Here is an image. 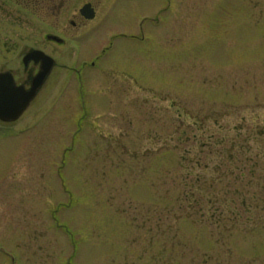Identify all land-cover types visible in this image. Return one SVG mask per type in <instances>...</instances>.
I'll return each instance as SVG.
<instances>
[{
	"label": "rangeland",
	"instance_id": "1",
	"mask_svg": "<svg viewBox=\"0 0 264 264\" xmlns=\"http://www.w3.org/2000/svg\"><path fill=\"white\" fill-rule=\"evenodd\" d=\"M40 17L0 0V71L57 63L0 122L17 264H264V0H120L63 46Z\"/></svg>",
	"mask_w": 264,
	"mask_h": 264
},
{
	"label": "flooded vegetation",
	"instance_id": "2",
	"mask_svg": "<svg viewBox=\"0 0 264 264\" xmlns=\"http://www.w3.org/2000/svg\"><path fill=\"white\" fill-rule=\"evenodd\" d=\"M17 6L30 10L35 16L39 15L40 18L49 21V25L54 28V32L51 34L60 35L63 38L66 37H79L82 34H88L92 36L93 33L100 31V28L105 29L103 23L107 18V15L112 11L114 7L119 4L120 0H12ZM113 30L115 28H112ZM128 28L124 25L119 30V34L122 38H128L126 31ZM88 30V31H87ZM50 33H44L43 36L48 43L63 46L66 42L59 43L52 39H49L47 35ZM114 37V38H113ZM111 42L115 39V35L112 36ZM91 51V48L89 49ZM85 54V52H83ZM86 55V54H85ZM86 63V61H84ZM92 65L95 62L92 61ZM25 77L20 81L26 86L29 85L31 77L39 69V64L34 63L32 68L26 67ZM16 216V215H15ZM9 218L12 216H8ZM14 217V216H13ZM17 217V216H16ZM5 218V217H3ZM15 218V217H14ZM5 220H2L4 222ZM17 228V220H13ZM10 229V225L0 226V264H6V256L9 258V264H17V255L13 253L10 247L12 243L15 244V238L10 240L6 237L5 231ZM9 238V239H8ZM6 258V259H5Z\"/></svg>",
	"mask_w": 264,
	"mask_h": 264
},
{
	"label": "water",
	"instance_id": "3",
	"mask_svg": "<svg viewBox=\"0 0 264 264\" xmlns=\"http://www.w3.org/2000/svg\"><path fill=\"white\" fill-rule=\"evenodd\" d=\"M49 38L57 42L62 41L53 35H50ZM31 60L36 63L40 62V69L32 77L29 88H26L24 84L17 85L10 70L0 72V119L4 121L16 120L21 116L41 89L55 65V60L39 49H31L24 55L23 62L25 65H28Z\"/></svg>",
	"mask_w": 264,
	"mask_h": 264
}]
</instances>
